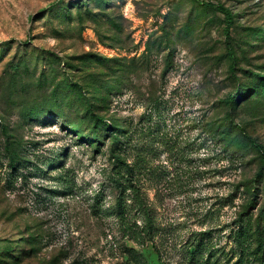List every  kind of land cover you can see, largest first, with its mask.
Returning <instances> with one entry per match:
<instances>
[{
    "label": "rangeland",
    "instance_id": "obj_1",
    "mask_svg": "<svg viewBox=\"0 0 264 264\" xmlns=\"http://www.w3.org/2000/svg\"><path fill=\"white\" fill-rule=\"evenodd\" d=\"M203 1L228 37L195 0H0V264H264V0Z\"/></svg>",
    "mask_w": 264,
    "mask_h": 264
},
{
    "label": "trees",
    "instance_id": "obj_2",
    "mask_svg": "<svg viewBox=\"0 0 264 264\" xmlns=\"http://www.w3.org/2000/svg\"><path fill=\"white\" fill-rule=\"evenodd\" d=\"M195 1L201 3L205 6L212 7V8H214V9H216V10H218L224 14L226 22H227L226 27H225V34L228 37L230 25L233 21V15H232L230 9L226 6H224L223 4H215V3L206 2L203 0H195ZM227 49H228L227 54L230 57V59L232 60V62L229 65V69L231 71H234L235 70V61H234L235 60V53H234V50H233V48L229 42H227ZM237 98H238V96H237ZM235 100H236V97L234 95L233 96L231 95L228 99H226V102L231 103V102H234ZM99 103H101V104H98V105L102 106V99L99 100ZM90 104L92 105V103H90ZM102 110H103V106H102ZM98 116H99L98 119L101 122V127H103V129L105 131L114 130V132H113L115 134L114 138L120 144L119 148L121 149V151L118 153H115L116 154L115 157H116L117 161L120 162V164H118V166L121 169V171H120L121 180L119 181V184L121 185V187H120L121 198H123V197L125 198V194H126V196H128V198H131L132 200L137 201V207L135 209L141 210L147 216L145 218L147 220V222L145 223L143 230H144V233L148 236V235L152 234L153 232H155V229L158 228V226L156 225L157 223L155 222L154 217H152V215H151L152 208L150 207V204L148 203L149 200H148L147 193L145 191V187L142 185V183L137 178H138V176L145 174L147 172L146 170L149 167L140 163L141 161H138V162L133 163V164L128 162L127 152H126V148H125V146H126V144H125V132L123 130V127H121V123L113 122V124H112L108 117H106L104 115H102V116L98 115ZM237 126L239 127L242 134L245 137H248L249 140L253 144H255L257 146V148L261 151V145H259L256 141H254L250 137V135L245 132V129L243 127H241L239 125H237ZM119 133H121V134L119 135ZM261 160L264 162V152L263 151H261ZM263 167H264V163H263ZM127 189H130V191H129L130 193H127ZM134 224H136V220H134ZM130 230L134 233L136 232L135 229H133V227H129V231Z\"/></svg>",
    "mask_w": 264,
    "mask_h": 264
}]
</instances>
